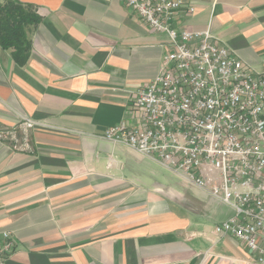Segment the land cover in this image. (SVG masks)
Segmentation results:
<instances>
[{
    "label": "crops",
    "instance_id": "1",
    "mask_svg": "<svg viewBox=\"0 0 264 264\" xmlns=\"http://www.w3.org/2000/svg\"><path fill=\"white\" fill-rule=\"evenodd\" d=\"M41 20L20 65L0 46V129L36 122L29 149L0 139L6 264H261L215 226L233 214L154 159L104 139L171 49L119 0H19ZM179 29L210 30L264 72V0H186ZM21 143V137L17 135Z\"/></svg>",
    "mask_w": 264,
    "mask_h": 264
},
{
    "label": "built area",
    "instance_id": "2",
    "mask_svg": "<svg viewBox=\"0 0 264 264\" xmlns=\"http://www.w3.org/2000/svg\"><path fill=\"white\" fill-rule=\"evenodd\" d=\"M150 29L165 33L171 49L157 76L131 95L126 120L103 137L154 159L233 214L215 226L264 264V72L245 66L210 30L179 29L186 0H119ZM36 122L0 129L1 141L29 149ZM21 137V143L17 135ZM14 248L0 237V264Z\"/></svg>",
    "mask_w": 264,
    "mask_h": 264
},
{
    "label": "trees",
    "instance_id": "3",
    "mask_svg": "<svg viewBox=\"0 0 264 264\" xmlns=\"http://www.w3.org/2000/svg\"><path fill=\"white\" fill-rule=\"evenodd\" d=\"M36 7L19 0H0V46L11 50L13 59L23 65L30 53V29L40 22Z\"/></svg>",
    "mask_w": 264,
    "mask_h": 264
}]
</instances>
